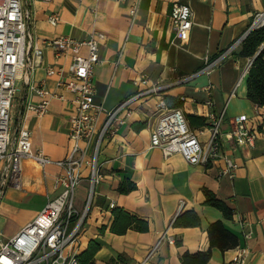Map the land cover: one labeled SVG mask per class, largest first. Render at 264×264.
<instances>
[{
	"label": "crops",
	"instance_id": "1",
	"mask_svg": "<svg viewBox=\"0 0 264 264\" xmlns=\"http://www.w3.org/2000/svg\"><path fill=\"white\" fill-rule=\"evenodd\" d=\"M133 2L22 0L28 33L40 46L60 36L83 41L94 30L103 34L99 41L102 63L94 69L93 84L94 101L106 110L136 93L138 88L133 81L142 75H147L151 83L170 84L194 74L206 56L214 59L227 50L248 30L254 14L264 11V0H140L135 23L130 27ZM176 2L188 4L194 13L189 39L181 48L171 44L175 30L170 11ZM52 16L58 17L55 25L49 22ZM239 49L210 75H199L188 83L166 88L159 96L136 102L128 123L104 141L99 155L103 180L96 187L80 234L78 255L94 241L100 246L94 264H182L183 253L209 248L207 229L221 221L240 244L225 252L213 248L208 264H238L235 260L242 251V264H264V129L260 126L264 106L247 97V66L252 59L234 55ZM86 53V48H82L81 54ZM71 61V57L57 58L53 48H45L29 81L22 77L16 83L14 129H28L33 148L54 161H62L70 153L69 120L75 106L73 95L57 87L55 78L47 76L46 71L49 67L67 68ZM27 83H43L49 92L63 99H52L47 112L37 115L27 109L29 104L35 106L40 101ZM164 97H170L171 103L183 99L180 108L190 128L203 131L202 142L209 137V127L207 123L198 125L190 116L207 122L210 112L223 113V132L229 131L236 116L248 117L247 125L257 133L255 147H239L230 141L223 147L222 153L239 166L234 178L219 176L223 159L206 167L192 166L179 154L165 157L160 149L150 147ZM208 99L213 102L212 107L205 104ZM64 173L65 169L55 164L42 168L27 159L19 187L7 183L0 174V241L13 237L49 199L58 196L61 189L55 188L56 178ZM82 176L75 196L78 211L83 210L87 197V168ZM126 178L136 184V189L121 194L118 187ZM204 189L234 211L231 220L224 219L216 208L204 205ZM33 201L30 210H23ZM111 203L113 209L109 208ZM114 209L148 222V231L129 228L123 234L113 233L110 228ZM191 210L199 216V226L173 225L178 215ZM249 233L250 238L246 237ZM169 239L174 243L170 244Z\"/></svg>",
	"mask_w": 264,
	"mask_h": 264
},
{
	"label": "built area",
	"instance_id": "2",
	"mask_svg": "<svg viewBox=\"0 0 264 264\" xmlns=\"http://www.w3.org/2000/svg\"><path fill=\"white\" fill-rule=\"evenodd\" d=\"M139 2L140 0H134L131 5L133 18L138 12ZM193 18L194 13L188 4L176 2L172 5L170 19L175 30L172 45L181 48L188 41L194 25ZM57 21V16L49 19L52 25ZM263 26L264 11L253 16L248 30L227 50L214 59L206 56L203 66L194 74L180 77L170 84L151 83L147 75H142L133 81L138 88L136 93L114 109L106 110L95 103L96 91L93 84L94 69L102 63L99 57V41L104 38L103 34L94 30L83 41L60 36L45 41L40 46L32 41L28 33L22 0H0V174H3L7 183L19 187L23 162L27 159L33 160L42 168L55 164L65 169V173L56 178L55 188L61 189L58 196L49 199L39 214L13 237L0 241V264H80V234L96 187L103 180L99 155L104 141L115 136L128 123L136 102L159 96L166 88L188 83L199 75H210L241 46L250 32ZM48 47L55 50L57 58L72 59L67 68L49 67L46 71L47 76L55 78L57 87L73 95L75 106V113L69 120L71 150L62 161L51 160L42 151L35 150L30 131L26 128L14 129L13 125L12 107L17 91L16 83L22 77L29 81L30 73L42 57L43 50ZM82 48L87 50L85 55L81 54ZM251 63L252 60L247 69ZM26 71L29 72L28 75ZM28 87L40 101L35 106L29 104L27 109L37 115L47 112L52 99H63L61 95L49 92L43 83H29ZM164 102L161 99L162 110L151 132L150 147L160 149L165 157L179 154L192 166L206 167L223 159L224 167L221 168L219 176L234 178L239 166L222 153L223 147L226 141L239 147H255L257 133L247 125L248 117L236 116L231 121L229 131L223 132V113L217 115L210 112L206 118L209 137L206 142H202L200 135L203 131L192 130L183 110L166 108ZM205 104L212 107L213 102L208 99ZM260 126L264 129V115L261 117ZM84 168L88 169V191L85 206L82 211H78L75 207V196ZM109 208L113 209L114 204H109ZM250 236V233L246 234V237ZM169 243L173 244L174 240L169 239ZM243 255L245 252L242 251L235 262L242 264Z\"/></svg>",
	"mask_w": 264,
	"mask_h": 264
},
{
	"label": "trees",
	"instance_id": "3",
	"mask_svg": "<svg viewBox=\"0 0 264 264\" xmlns=\"http://www.w3.org/2000/svg\"><path fill=\"white\" fill-rule=\"evenodd\" d=\"M264 45V26L256 29L246 37L242 42L238 53L234 55L252 59L251 66L248 70L247 78V97L256 105L264 106V47L262 51L255 57L260 47ZM255 57V59H253ZM170 97H164V101L168 108H180L183 100H173ZM193 121L199 122L198 125H206L204 118L190 116ZM136 189V184L129 179H125L118 187L121 194H128ZM205 195L204 205L211 206L219 210L224 219L231 220L234 211L223 200H220L210 190H203ZM176 227H196L200 225V218L195 211H187L176 217L174 223ZM129 228H133L138 232L148 231V222L141 220L122 209L113 210V223L111 231L116 234H123ZM209 239V248L206 251H197L194 253L185 252L181 255L182 264H208L212 256V249L217 248L221 252L236 248L239 244V238L229 231L223 222L217 221L207 229ZM180 245V242L176 241ZM100 246L92 241L88 248L78 255L80 264H94V257Z\"/></svg>",
	"mask_w": 264,
	"mask_h": 264
},
{
	"label": "rangeland",
	"instance_id": "4",
	"mask_svg": "<svg viewBox=\"0 0 264 264\" xmlns=\"http://www.w3.org/2000/svg\"><path fill=\"white\" fill-rule=\"evenodd\" d=\"M262 12V11H261ZM256 14V13H255ZM254 14V15H255ZM137 15V14H136ZM135 19H136V16L133 18L131 16L130 18V27L134 25L135 23ZM33 204H34V201L33 202H28L27 203V206L25 205V208H23V210H30L32 207H33ZM35 205H36V201H35ZM1 227H2V224H0V231H1ZM5 230V229H4Z\"/></svg>",
	"mask_w": 264,
	"mask_h": 264
},
{
	"label": "water",
	"instance_id": "5",
	"mask_svg": "<svg viewBox=\"0 0 264 264\" xmlns=\"http://www.w3.org/2000/svg\"><path fill=\"white\" fill-rule=\"evenodd\" d=\"M262 51V48L259 49V51L257 52V54L255 55V57ZM255 57L253 59H255Z\"/></svg>",
	"mask_w": 264,
	"mask_h": 264
}]
</instances>
